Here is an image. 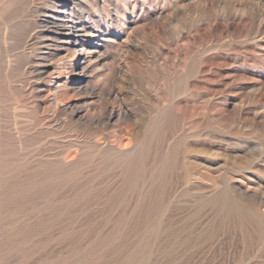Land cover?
Listing matches in <instances>:
<instances>
[{
    "label": "rangeland",
    "instance_id": "1",
    "mask_svg": "<svg viewBox=\"0 0 264 264\" xmlns=\"http://www.w3.org/2000/svg\"><path fill=\"white\" fill-rule=\"evenodd\" d=\"M70 1L0 0V264H264V0H83L91 89Z\"/></svg>",
    "mask_w": 264,
    "mask_h": 264
},
{
    "label": "bare ground",
    "instance_id": "2",
    "mask_svg": "<svg viewBox=\"0 0 264 264\" xmlns=\"http://www.w3.org/2000/svg\"><path fill=\"white\" fill-rule=\"evenodd\" d=\"M83 0H71L69 3H63L62 9L63 12L61 15H58L59 21L56 25L55 30V39H57L62 46H66L67 49L71 50L73 55V62L70 64V71L74 73L77 76L76 80V86L82 87V88H90L93 86V75L95 68L100 64V62L103 63V60H106L108 54L107 48H106V39L105 38H95V40H89L87 37H97L96 33H94L91 28L85 23L84 21V11L83 8L78 13L74 12V7H81ZM71 3V4H70ZM85 3V2H83ZM106 3V2H105ZM77 10V9H76ZM78 11V10H77ZM86 12V11H85ZM90 14V13H89ZM87 16V15H86ZM89 17V15H88ZM87 17V18H88ZM91 17V16H90ZM122 17V16H121ZM92 19H90L91 21ZM135 20V19H134ZM55 21V20H54ZM136 23V22H135ZM54 25V24H53ZM53 31V30H52ZM101 31V30H100ZM130 32V31H129ZM52 33V32H51ZM128 36V35H127ZM46 38V37H45ZM43 39V38H42ZM54 39V38H53ZM128 40V39H126ZM123 42V41H122ZM125 43V42H124ZM127 44V43H126ZM131 44V43H130ZM60 45V46H61ZM129 48V47H127ZM134 50V49H133ZM122 59V58H121ZM123 60V59H122ZM126 61V60H125ZM101 63V66H102ZM104 64V63H103ZM126 63L125 65H127ZM69 66V65H68ZM107 65H105L106 67ZM100 67V66H99ZM118 67V65H117ZM121 67V66H120ZM122 68V67H121ZM101 69V68H100ZM103 69V68H102ZM123 69V68H122ZM121 69V70H122ZM125 69V68H124ZM120 71V69L118 70ZM108 72V71H107ZM118 73V72H117ZM68 74V73H67ZM71 75V74H70ZM97 75V74H95ZM94 75V76H95ZM102 75V74H101ZM115 75V74H114ZM122 75V74H121ZM69 76V75H68ZM99 76V75H98ZM118 76V75H117ZM116 75L113 76V78L117 77ZM120 77V74H119ZM92 78V79H91ZM111 78V77H110ZM112 79V78H111ZM120 79V78H119ZM92 80V81H91ZM96 81V80H95ZM94 81V82H95ZM117 81V80H116ZM98 83V82H97ZM96 83V84H97ZM113 83V81H112ZM118 83V81H117ZM116 83V85H118ZM59 85V84H58ZM69 87V86H68ZM114 87V85H112ZM116 87V86H115ZM110 88V86L108 87ZM107 88V89H108ZM84 89V91H85ZM91 89V88H90ZM98 90V88H96ZM115 89V88H114ZM74 90V89H73ZM80 90V89H79ZM83 90V89H82ZM110 89H108L109 91ZM68 92V91H67ZM101 93V92H100ZM98 94V93H97ZM112 95V94H111ZM118 95V94H115ZM119 97V96H118ZM117 97V99H118ZM115 98V97H114ZM120 99V98H119ZM121 103V102H120ZM88 107V106H87ZM74 108V107H73ZM72 108V109H73ZM90 108V107H89ZM76 110V109H75ZM110 110V109H109ZM78 111V110H77ZM75 112V111H74ZM106 112V111H105ZM83 113V112H82ZM106 115V114H105ZM123 115H128L127 110L124 107H120L117 110H111L108 113V120L113 119L114 117H117V119H121ZM93 116V115H92ZM91 116V117H92ZM78 117V116H77ZM76 117V118H77ZM81 115L79 116V118ZM85 118V116H83ZM89 117V116H88ZM102 118V116H100ZM104 117V116H103ZM94 118V117H93ZM98 117V119H101ZM88 120V118L86 119ZM91 120V119H90ZM92 121V120H91ZM118 121V120H117ZM121 121H123L121 119ZM81 122V121H80ZM89 122V121H88ZM95 123V122H94ZM118 123V122H117ZM90 124V123H89ZM88 124V125H89ZM119 124V123H118ZM156 123H154L155 125ZM91 125V124H90ZM105 125V124H104ZM103 125V126H104ZM111 125V124H109ZM157 125V124H156ZM96 126V125H95ZM99 126V125H98ZM107 126V125H106ZM122 126V125H120ZM119 126V128H121ZM127 126V125H126ZM124 127V126H122ZM95 128V127H94ZM104 128V127H103ZM125 129L127 127H124ZM116 129V128H115ZM101 130V129H99ZM98 131V130H97ZM117 131V130H116ZM101 132V131H100ZM131 132V131H130ZM147 136V135H146ZM104 137V136H103ZM103 139V138H102ZM119 139V138H118ZM120 140V139H119ZM146 146V145H145ZM95 147V146H94ZM93 147V148H94ZM119 150V149H118ZM123 153V152H122ZM131 156V155H130ZM136 157V156H135ZM138 158V156H137ZM140 160V159H139ZM137 162V160H136ZM134 161V163H136ZM133 163V162H132ZM134 165V164H133ZM129 166V165H128ZM139 168V167H138ZM131 169V168H128ZM127 171V169H126ZM130 171V170H129ZM92 180V179H91ZM84 184V183H83ZM86 186V185H85ZM90 186V185H89ZM87 187V186H86ZM125 188V187H124ZM89 194V193H88ZM93 194V192H92ZM87 195V194H86ZM87 197V196H86ZM41 224V223H40Z\"/></svg>",
    "mask_w": 264,
    "mask_h": 264
}]
</instances>
